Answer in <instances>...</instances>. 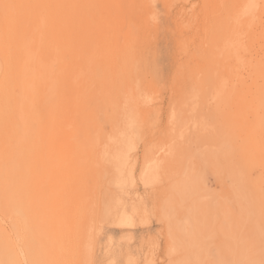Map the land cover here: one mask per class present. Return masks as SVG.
I'll return each instance as SVG.
<instances>
[{"label":"rangeland","instance_id":"rangeland-1","mask_svg":"<svg viewBox=\"0 0 264 264\" xmlns=\"http://www.w3.org/2000/svg\"><path fill=\"white\" fill-rule=\"evenodd\" d=\"M107 1L118 5L107 13L130 30V48L108 57V74L100 62L86 69L75 99L51 114L62 123L61 153L51 143L31 153L40 147L28 142L29 96L15 74L23 94L13 89L0 123V204L29 184L32 167L36 264H56L59 181L81 172L85 194L64 264H264V0ZM250 2L253 24L243 13ZM6 4L16 5L0 0V18ZM98 8L103 21L105 0ZM237 36L256 66L247 87L234 81L241 68L229 43ZM0 225L2 252L14 228Z\"/></svg>","mask_w":264,"mask_h":264},{"label":"bare ground","instance_id":"bare-ground-1","mask_svg":"<svg viewBox=\"0 0 264 264\" xmlns=\"http://www.w3.org/2000/svg\"><path fill=\"white\" fill-rule=\"evenodd\" d=\"M23 1L15 0L16 9L19 13L17 17H14L13 10L11 11L13 14H9L10 11H7V19L4 12L2 13L4 17L0 18V56L2 57H0L2 68H0L3 74L0 79V123H4L5 117L11 113L13 89L17 88V91L23 94V90L19 89L21 92L18 90V88L22 89L17 81L19 77L26 89L24 93L29 96L27 103L30 105L31 113L28 112L31 115V141L28 142H31V146L40 147H35L36 149L30 147L31 153L34 150H43L44 146L50 143L54 147L53 152L61 153L64 142L60 132L62 123L58 119L53 120L51 114L54 111L62 114L64 104L75 99L76 85L85 78L83 76H85L86 69L91 68V65L96 62H100L104 69L108 70V57L114 56L113 58H115L117 51L121 49L129 51L131 33L129 29L127 32L121 27L118 18H113L111 14L107 13V7H118V5L115 7L114 2L105 0L106 19L102 21L98 15L100 0H31L29 8ZM253 9L254 6L251 2L244 9L243 13L248 15V24H253L255 20L256 14ZM27 13L29 16H26ZM88 16H91V21L90 19L89 22L85 20L89 24L83 28V24L86 23H83V19ZM22 17L24 18L21 19ZM246 23L241 21L240 29H244ZM241 44H243L242 37L237 36L235 40L229 43V46L233 52L232 55L234 54L240 62L238 68H241L235 71L234 81L238 80L241 85L247 87L252 83L256 66H254L253 60L247 61L245 55L238 51L237 47ZM83 61L86 62V65L81 68L79 66L82 65ZM26 64H29V72L25 67ZM24 67L27 72L24 71ZM107 70L108 74L109 70ZM25 74L28 76L25 77ZM17 91H15V95L18 96L19 102V98L22 99L23 95L21 97ZM221 92L222 90L219 89L214 97L220 98ZM51 96L52 101L50 100ZM21 101L19 104L16 103L17 107L19 106L18 109L22 108L23 102L26 103L25 101L21 103ZM192 104L195 108L197 100H193ZM26 107L23 106L25 111L27 110ZM21 108L20 110H22ZM20 110H17L19 111L17 119H20L21 122L24 116L20 115ZM23 112L22 114L25 115ZM16 113L18 114V112ZM28 123L30 122L28 121ZM53 129L55 133L52 131ZM56 130H59L57 135ZM8 134L10 135V133ZM84 136L85 140L92 138L91 134ZM81 138L83 139V136ZM0 141L1 143L4 142L2 139ZM82 141L84 142V140ZM93 149L91 148V150ZM92 152L90 151L86 157L88 161L94 156ZM33 158L31 156V166H33ZM35 174L36 171L30 167L29 184L26 187L18 188L8 203L0 204V221L11 222L14 228L13 238L7 233H5L7 236H4L3 251L0 252L3 264H36L38 256L35 251L40 250L36 246L35 240L32 239L35 236L31 235V205L37 193L36 187H33L35 190L31 188V176L33 177ZM84 176V173L81 172L76 178L69 175L64 176L59 181L60 231L56 235L57 245L54 247L55 258H53L56 264L66 263L69 255V238L74 227L75 211L80 205V198L85 194ZM33 180L35 181L33 184L37 185V180Z\"/></svg>","mask_w":264,"mask_h":264},{"label":"snow or ice","instance_id":"snow-or-ice-1","mask_svg":"<svg viewBox=\"0 0 264 264\" xmlns=\"http://www.w3.org/2000/svg\"><path fill=\"white\" fill-rule=\"evenodd\" d=\"M17 7L16 5H4V8H5V18L7 19V16H8V13H7V10L10 9V8H15Z\"/></svg>","mask_w":264,"mask_h":264}]
</instances>
